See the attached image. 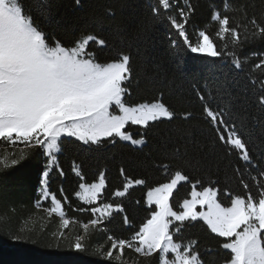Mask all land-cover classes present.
<instances>
[{"label":"trees","instance_id":"1","mask_svg":"<svg viewBox=\"0 0 264 264\" xmlns=\"http://www.w3.org/2000/svg\"><path fill=\"white\" fill-rule=\"evenodd\" d=\"M227 2L229 9L224 8L225 0H187L194 9L185 25L189 43L196 46L201 39L199 32L205 31L213 38L216 50L222 52L219 57L191 52L171 27L168 17L179 19L178 11L185 6V0H175L174 6L162 10L158 17L153 13L157 0H81L79 5L75 0H49L51 11L44 19L31 13L46 33L65 46H71L83 34L104 39L102 50L95 44L89 46L99 63L129 54L132 77L128 83L130 95L124 98L126 104L152 103L162 94V102L173 111L174 118L156 121L148 128L126 127L133 138L145 140L141 148L118 138L114 144L100 147L63 138L58 164L46 181L48 191L62 201L64 218L71 224L67 229L62 228L56 215L48 216L46 209L51 207V201H43L40 195L47 165L40 148L15 145L1 138L0 159L7 157L10 162L16 158L20 162L8 168L0 165V264H109L104 256L110 245L107 237L128 239L138 231L155 208L147 204V191L168 182L177 170L188 175L191 183L200 181L198 191L215 182L212 186L219 189L218 201L225 207L230 206V200L222 195L224 191L233 198L246 196L247 191L255 197L259 184L264 183L260 175L264 172V110L258 103L259 95L264 93V66L255 68L264 59V39L250 38L242 47L233 49L230 36L223 41L215 37L219 25L211 15L214 11L227 14L231 27L247 24L251 33L249 19L255 17L264 24V0ZM21 3L27 14L30 0ZM241 8L243 11H239ZM240 32L243 36V26ZM232 50L242 60L241 69H235L227 55ZM205 106L225 110V119L235 124L248 145L251 166L246 167L235 153H226L204 115ZM185 113L191 115L185 119ZM74 166L83 179L76 175ZM101 172L106 185L99 203L120 204L123 212H113L101 224L90 225L85 233L83 224L93 216L79 209L97 205H85L75 194L80 191V183L98 182ZM127 179L133 183L143 179L145 184L129 189L124 197H115L113 193L123 190ZM191 183H183L173 193L174 210L179 211L182 201L191 198ZM125 215L129 224L124 223ZM193 224L182 229L185 242L197 241L204 264H223L224 250L220 245L225 238L211 233L201 221ZM78 235L84 237L82 251L70 247ZM205 250L211 254L206 255ZM159 255L146 259L131 249L124 250L128 264H159Z\"/></svg>","mask_w":264,"mask_h":264},{"label":"snow or ice","instance_id":"2","mask_svg":"<svg viewBox=\"0 0 264 264\" xmlns=\"http://www.w3.org/2000/svg\"><path fill=\"white\" fill-rule=\"evenodd\" d=\"M80 2L75 0L77 5ZM174 3L175 0H157L154 15L158 17L162 10L171 9ZM229 7L225 0L224 8ZM50 11L49 0H30L27 14L21 0H0V138L13 144L21 141L29 148L39 147L51 170L57 164L58 154L63 151V138H75L89 147L114 144L117 138L132 145H142L145 140L133 138L130 132L125 131L127 125L148 128L150 122L161 118L171 121L174 118L173 111L162 102V94L155 102L128 106L124 98L130 95V55L119 54L115 61L97 62L95 51L89 47L90 43L102 50L106 41L93 34H83L71 46H65L46 33L31 14L35 12L42 20ZM193 11L185 0V6L178 11L179 19L168 17L171 27L183 38V43L191 52L221 56L222 52L216 50L213 38L205 31L199 32L201 39L196 46L189 43L185 25ZM211 19L219 25L215 37L223 41L226 36H230L233 49L242 47L250 38L264 39V24L258 23L255 17L247 21L253 26L251 33L247 24L238 23L236 27H231L230 17L227 14L222 16L220 11H214ZM242 26L243 36L240 32ZM228 46V43L224 44L225 48ZM227 55L232 58L235 69L242 68V60L235 50L229 51ZM262 66L264 59L255 68L261 69ZM200 99L204 101L203 96ZM258 103L264 110V93L259 95ZM203 111L218 141L225 146L226 153H235L246 167L251 166L248 145L238 134L235 124L225 119V110L216 111L205 106ZM190 115L185 113L184 118ZM23 155L21 153V159ZM19 162L16 158L10 162L7 157L0 159L3 168ZM164 168L167 171V166ZM73 170L83 179L75 166ZM48 175L49 171H45L44 177ZM60 175H63L62 170ZM260 175L264 176V172ZM182 182L191 183L188 175L177 170L168 182L147 191V204L155 205V208L130 238L107 237L110 245L104 256L109 264H128L124 259L126 248L146 259L159 253V264H204L197 241L185 242L182 235V229L194 226L193 222L197 221H202L217 237L225 238L220 245L224 250L223 264H264V183L259 184L255 197L251 191H247L246 196L236 195L233 198L231 193L224 191L222 195L230 200V206L225 207L217 199L219 189L212 186L215 182L210 186H201L198 191L200 181L197 180L191 183V198L184 199L180 210L176 211L170 204V197ZM134 183L144 185L145 180L136 179ZM105 185L103 172L99 173L98 182L79 184L80 191L75 195L87 205H97L79 209L93 216L88 223L83 224L85 233L90 225L101 224L113 212H123L120 204L99 203ZM132 185L133 181L127 179L123 190H117L113 195L124 197ZM243 187L245 190L249 188L246 183ZM42 196L51 201V207L46 211L57 214L62 220V227H68L69 220L64 218L62 201L47 190L46 182ZM197 206L201 209L206 207L207 210L197 211ZM124 223H130L126 215ZM83 239V236L78 235L70 247L82 251ZM205 254L211 253L205 250Z\"/></svg>","mask_w":264,"mask_h":264},{"label":"rangeland","instance_id":"3","mask_svg":"<svg viewBox=\"0 0 264 264\" xmlns=\"http://www.w3.org/2000/svg\"><path fill=\"white\" fill-rule=\"evenodd\" d=\"M196 54H200V55H208L207 54V52H197ZM210 56V55H209ZM117 114H119L118 112H117ZM160 120H167L166 118H161ZM160 120H158V121H160ZM156 122V121H155ZM151 123H154V122H150V124ZM130 125H132V124H129V125H127L126 127H128V126H130ZM133 126H139V127H142V128H144L143 126H140V125H133ZM127 129V128H126ZM125 129V130H126ZM1 139V138H0ZM70 139V138H69ZM71 139H75V138H71ZM124 143H127V144H131L130 142H127V141H123ZM15 145L16 144H24V143H22L21 141H16L15 143H14ZM132 145V144H131ZM144 144H142V145H134V146H136V147H139V148H141L142 146H143ZM59 155V154H58ZM45 156V155H44ZM45 159H46V157H44ZM47 160V159H46ZM57 164H58V162H57ZM57 164L56 165H53V167H52V169L53 168H55L56 166H57ZM52 169L51 170H49L48 169V167H47V165H46V169H45V171H49V173L52 171ZM47 178H45L44 177V173H43V175H42V186H41V190H40V195L42 196V190H43V188H44V186H45V182H46V184H47ZM183 183H186V182H182L180 185H182ZM180 185H178L177 186V189L180 187ZM139 186H142V185H136L135 183H133V185H132V187H130L129 189H131V188H134V187H139ZM105 189V188H104ZM128 189V190H129ZM176 189V190H177ZM47 190H48V188H47ZM176 190H174L173 191V193L176 191ZM103 192H104V190H103ZM103 192L101 193V196H102V194H103ZM100 196V197H101ZM125 196H126V194H125ZM172 196H173V194H172ZM217 199H218V195H217ZM42 200L43 201H50V198L49 199H44L43 198V196H42ZM171 200H172V197H170V204H171ZM81 202H83V201H81ZM84 203V202H83ZM38 206H39V204H37ZM86 205V204H85ZM149 206H154L155 207V205H149ZM201 210H204V211H206L207 210V208L205 207L204 209H201L199 206H197V211H201ZM47 213H48V216L49 217H52V216H57L59 219H60V217L57 215V214H54V213H49L48 211H47ZM108 219V218H107ZM61 220V219H60ZM104 220H106V219H104ZM103 220V221H104ZM202 222V221H201ZM178 223V222H177ZM185 223H187V222H185ZM60 225H62V220H61V223H60ZM69 225H71L70 224V222H69ZM69 227V226H68ZM68 227H62L63 229H67ZM171 230V229H170ZM216 235V234H215Z\"/></svg>","mask_w":264,"mask_h":264}]
</instances>
